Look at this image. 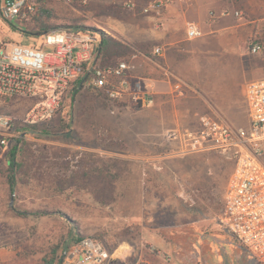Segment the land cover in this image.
I'll return each instance as SVG.
<instances>
[{"label":"rangeland","instance_id":"1","mask_svg":"<svg viewBox=\"0 0 264 264\" xmlns=\"http://www.w3.org/2000/svg\"><path fill=\"white\" fill-rule=\"evenodd\" d=\"M33 1L37 13L42 6L50 12L56 30L83 26L114 38L105 17L127 12L118 0ZM234 4L241 19H260L252 38L263 50L251 54L264 67V0ZM37 13L17 24L0 16V41L40 44L43 35H32ZM31 106L0 97V117L21 119ZM139 109L88 89L69 93L56 117L38 127L52 135L29 134L20 145L13 189L14 144L0 146V264H80L91 251L89 264H258L219 220L235 161L217 153L174 156L177 146L163 138L169 130L154 144L147 140ZM15 128L20 135L25 126L16 121ZM73 231L83 239L66 248Z\"/></svg>","mask_w":264,"mask_h":264},{"label":"built area","instance_id":"2","mask_svg":"<svg viewBox=\"0 0 264 264\" xmlns=\"http://www.w3.org/2000/svg\"><path fill=\"white\" fill-rule=\"evenodd\" d=\"M174 1L151 0L142 11L147 15L157 13ZM37 10L33 0H0V16L12 24L26 21ZM210 14L216 17L215 12ZM230 14L242 17L239 11L228 9L219 15L227 17ZM201 37L203 31L199 26H188L189 40ZM36 45L30 47L0 41V97L32 103L21 119L0 117L1 147L24 137V134L16 133V121L26 127L39 126L55 118L73 89L78 92L88 89L110 101H120L130 95L132 103L140 107L152 104L138 87L129 83L127 62L105 68L94 64L96 40L90 33L53 30ZM248 49L250 53L258 54L263 45L254 37ZM154 53L160 56L162 49L156 48ZM174 87L177 94H183L182 82H176ZM245 99L249 118L247 126H233L220 118L207 116L196 130L172 129L163 134V138L167 144L177 146L173 151L177 157L217 153L235 161L219 220L258 264H264V78L247 84ZM93 256L92 251L85 253L80 264L91 263ZM102 256L107 257L106 254Z\"/></svg>","mask_w":264,"mask_h":264},{"label":"crops","instance_id":"3","mask_svg":"<svg viewBox=\"0 0 264 264\" xmlns=\"http://www.w3.org/2000/svg\"><path fill=\"white\" fill-rule=\"evenodd\" d=\"M123 1L127 12L106 15L102 25L123 43L138 45L136 55L120 62L129 64V83L152 101L136 112L151 131L149 142L156 143L172 129L194 131L207 116L233 126L249 124L246 86L264 77V67L253 62L247 45L260 31L259 18L219 15L225 9L234 11L237 0H175L149 15L142 9L151 0L117 4ZM189 25L199 26L203 37L189 40ZM156 48L162 49L160 56L155 55ZM176 82L183 83L182 95L175 91ZM123 100L131 106L130 95Z\"/></svg>","mask_w":264,"mask_h":264},{"label":"trees","instance_id":"4","mask_svg":"<svg viewBox=\"0 0 264 264\" xmlns=\"http://www.w3.org/2000/svg\"><path fill=\"white\" fill-rule=\"evenodd\" d=\"M37 17L35 18L36 26L38 28L37 32L33 33L32 35H43L45 36L50 31L56 30L55 27L51 25V21L53 19L52 15L48 10L45 9L44 6H42L41 9H39L37 13ZM77 32H89L92 33L96 38V50H95V59L94 64L97 65L100 68L105 67H113L118 65V63L122 60L128 59L130 57H133L136 55V50L125 43H123L121 40L114 38L110 35H107L105 32L99 30V29H88L83 26H78L75 28ZM24 32V31H23ZM81 80L79 84H81ZM78 91L76 89H73L70 94L72 97L76 96ZM39 126H28L22 129L20 132V136L24 134V137H18L12 146V149L8 156V170H9V185L11 189L15 188L16 182H15V175L17 169L20 167L19 163H17V153L20 149V145L25 141L27 134H32L36 137H43V136H51V132L44 131ZM69 128V126H68ZM67 128V131H65V134L70 133V129ZM61 217H64V214H60ZM83 237H81L77 231H73L70 239L65 244L66 248H70L79 241H81ZM46 264H54V261H47Z\"/></svg>","mask_w":264,"mask_h":264},{"label":"water","instance_id":"5","mask_svg":"<svg viewBox=\"0 0 264 264\" xmlns=\"http://www.w3.org/2000/svg\"><path fill=\"white\" fill-rule=\"evenodd\" d=\"M64 218H65V219H68V217H67V216H65V215H64Z\"/></svg>","mask_w":264,"mask_h":264}]
</instances>
